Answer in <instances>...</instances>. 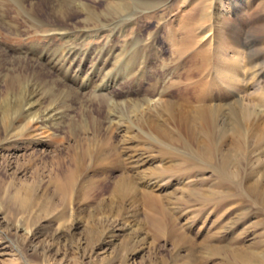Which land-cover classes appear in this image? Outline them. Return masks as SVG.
Wrapping results in <instances>:
<instances>
[{
    "label": "rangeland",
    "instance_id": "374dc122",
    "mask_svg": "<svg viewBox=\"0 0 264 264\" xmlns=\"http://www.w3.org/2000/svg\"><path fill=\"white\" fill-rule=\"evenodd\" d=\"M230 1L163 0L133 14L124 31H80L76 38L85 39L77 43L33 28L25 12L7 3L6 18L17 28L0 23L1 64V49L7 53L0 103L12 73L7 68L15 71L18 58L35 49L112 45L121 58L124 45L140 36L146 72L106 91L90 88L81 99L105 105L148 96L153 103L160 93L181 117L163 114L157 121L163 134L153 138L127 122L94 138L90 130L79 133L90 155L66 200L57 188L64 178L51 169L74 153L67 128L54 135L35 124L31 141L1 140L0 264H264V0H240L232 10ZM202 16L194 41L178 51L187 25ZM85 19L74 21L81 26ZM231 37L245 56L232 79L222 76L229 66L218 59ZM81 102L66 122L84 114ZM204 107H212L207 131L199 116ZM123 179L131 188L120 193Z\"/></svg>",
    "mask_w": 264,
    "mask_h": 264
},
{
    "label": "bare ground",
    "instance_id": "6f19581e",
    "mask_svg": "<svg viewBox=\"0 0 264 264\" xmlns=\"http://www.w3.org/2000/svg\"><path fill=\"white\" fill-rule=\"evenodd\" d=\"M28 1L0 0V23L10 24L9 19L6 18L8 2H10L14 4V8L20 13V16L25 12L26 19L24 18V20L28 21L30 26L38 27V29L47 27L49 32L46 33L47 35L60 34V38L66 40L67 43L79 42V39L83 41L85 38H81L79 35L76 38V34L80 31L96 29L101 32L110 31L112 35L114 32H118V29L120 32L124 31L125 27L131 23L129 18L133 14L139 10L156 9L163 3V0H107L105 7L99 9L96 5L102 0H33V3L27 5ZM230 2L229 9L231 10L241 6L240 0ZM40 11L45 12L47 16H42ZM79 15L86 17L81 26L78 25L77 20L74 21ZM203 16L199 22L197 21L198 23L192 21L187 25V35L183 36L178 44V51L181 52L188 48L194 41V26L199 25ZM15 24L17 23L10 25L16 29L17 25ZM262 32L264 33V30ZM262 35L264 34L260 36L262 37ZM154 42L155 37L151 38L150 46ZM79 46H63L64 48H49L48 46L47 48L45 46L44 50L35 49L34 52L32 51L31 56L17 57L19 60L15 71L10 67L7 68L12 73L8 74L10 78L5 85L6 93L0 103V141L12 138L31 141L35 137L31 127L35 124L47 127L54 135L57 131L67 128L75 143L69 145L67 149L68 152L74 153L71 154L72 156L69 154L70 160L64 159L52 163L51 169L52 172L64 178L63 182L57 183V188L63 192L65 200L70 197L78 168H84L86 156L89 153V150L85 148L88 140L79 138V133L90 130L94 138L101 135V132L108 134L111 130L118 129L124 122H127L132 127H136L137 131L145 137L153 138L163 134L161 133L163 129L157 122L163 114L171 116L176 121L181 117L180 114L175 113L174 106L169 101L161 99L160 93L153 103H150L152 99L148 96L125 101L110 100L105 105L92 103L91 99L82 100L83 95L90 88L101 92L106 91L117 84L118 80H130L134 76L146 72L143 70L146 68L148 57V52L145 50L147 45L142 43L140 36L124 45L121 58L120 54H113L112 45L110 48L102 46L99 49L89 50H84L81 47L82 50ZM240 46L238 39L233 37L223 47L218 48L219 63L229 66L226 71L220 72L222 76L232 79L233 76L238 75L237 71L239 67H242L240 63L245 57ZM137 53H140L139 57ZM1 55L3 63L1 64L2 60L0 59V69H4L7 60L6 51L1 49ZM249 55L248 53L247 56ZM119 58H123V62L116 66ZM110 64L113 67L116 64L114 71L107 69V65ZM53 72H56L57 76H54ZM80 101L83 104L84 114L78 119L66 122L68 116L75 110V105ZM89 107H92L96 115L90 114ZM105 108H107L106 115L99 118L98 116L102 115ZM211 109L212 107H204L199 113L203 124L206 125L205 131L213 124L210 118ZM68 161L69 165H67ZM130 184L127 179H123L118 185V192H127L131 188ZM94 188L95 193L101 191L99 185ZM26 189L27 193L31 192V188Z\"/></svg>",
    "mask_w": 264,
    "mask_h": 264
}]
</instances>
